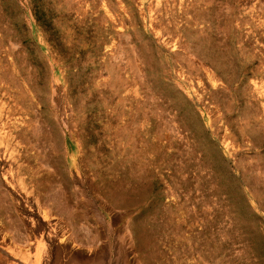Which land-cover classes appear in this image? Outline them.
I'll return each instance as SVG.
<instances>
[{
	"label": "rangeland",
	"instance_id": "374dc122",
	"mask_svg": "<svg viewBox=\"0 0 264 264\" xmlns=\"http://www.w3.org/2000/svg\"><path fill=\"white\" fill-rule=\"evenodd\" d=\"M0 264H264V0H0Z\"/></svg>",
	"mask_w": 264,
	"mask_h": 264
}]
</instances>
